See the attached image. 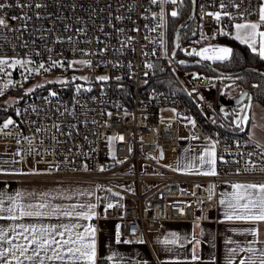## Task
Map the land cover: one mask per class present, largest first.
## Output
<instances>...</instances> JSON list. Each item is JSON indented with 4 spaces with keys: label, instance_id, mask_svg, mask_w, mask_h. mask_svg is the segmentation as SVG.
I'll list each match as a JSON object with an SVG mask.
<instances>
[{
    "label": "built area",
    "instance_id": "2783aa9c",
    "mask_svg": "<svg viewBox=\"0 0 264 264\" xmlns=\"http://www.w3.org/2000/svg\"><path fill=\"white\" fill-rule=\"evenodd\" d=\"M4 2L12 6L0 10L8 25L0 27V56L33 63L0 73V83L12 81L2 89L0 112H9L6 119L14 121L7 129H2L6 119L0 123V149L14 154L22 167L20 172L0 174V178L87 182L100 186L98 189L111 188L119 193L120 201L94 217L92 225L97 228L102 220L114 221L121 242H147V234L167 222L212 220L208 216L217 212L223 184L264 183V146L227 125L234 107L219 102L222 84L229 78L199 72L189 75L181 68L189 61L213 66L217 61L188 53L209 46L226 47L220 40L235 23H261L260 0H243L239 9L228 7L231 18L223 15L221 0H195V25L186 43L178 41V62L171 56L173 35L168 32V21L172 11H179L182 0L157 5L150 0H24L33 5L24 9L16 7L17 0ZM36 2L46 6L36 9ZM217 11L222 16L219 21L206 15ZM245 12L249 14L242 17ZM23 14L32 19H12ZM118 16L123 18L117 20ZM102 48L106 49L103 53ZM52 60L61 63L49 67ZM74 60L92 61L91 66L82 67L88 73L87 83L72 79L68 63ZM41 62L49 70L37 73L34 69ZM26 68L33 69L31 75ZM155 70L169 71L183 95L149 89ZM97 75L109 79L98 81ZM42 79L45 83L38 87ZM33 83L36 85L31 87ZM253 86L249 84L248 93L256 91ZM89 88L91 91L86 90ZM50 92L57 95L50 96ZM9 94L14 100L6 103L2 96ZM162 109H171L173 115L162 116ZM55 125L60 126L59 131ZM180 135L188 149L216 145V176L172 171L159 164L165 152L177 151ZM110 136L116 138L115 159L110 154Z\"/></svg>",
    "mask_w": 264,
    "mask_h": 264
},
{
    "label": "snow or ice",
    "instance_id": "6c2138e0",
    "mask_svg": "<svg viewBox=\"0 0 264 264\" xmlns=\"http://www.w3.org/2000/svg\"><path fill=\"white\" fill-rule=\"evenodd\" d=\"M151 4H167L172 3L176 4L177 0H150ZM243 3V0H240V3H235L233 0H221L220 8L225 9L223 12L224 16H229L231 18V14L226 10L228 7H234L239 9ZM12 5L10 3H5L4 0H0V10L5 8H10ZM46 5L43 2H36L34 7L36 9H41ZM16 7L20 9L31 8L32 4L24 2V0H17ZM249 13H242L241 16L247 15ZM153 18H155L156 13H153ZM178 12L172 11L171 16L176 17ZM208 16H212L216 20H221V12H208L206 13ZM259 21L264 23V0H260V5L258 8ZM21 19L24 21H30L32 18L27 14H23L20 17L13 16L12 19ZM36 18H40V13H36ZM123 17H116L117 20L122 19ZM160 19L163 22V9H161ZM7 21L0 17V27H7ZM261 26L260 23H252V22H244V23H235L233 25L235 29V39L239 40L242 44H247L249 48L253 50V52H257V43H259L258 54L260 59L264 60V31H257ZM22 28L26 31L27 25H22ZM66 30H69L66 27ZM103 31V29H100ZM138 29H133V31H137ZM153 32L156 31V28L151 29ZM78 32H83L84 29H77ZM118 31L123 32L124 29H118ZM259 38V40H258ZM69 42L72 41V37L67 38ZM131 37H128V41H131ZM57 42H60L61 38H56ZM78 43V42H77ZM25 47H27V41L25 42ZM47 51H51V49H47ZM77 51H83L81 49H77ZM106 49H100V52L103 53ZM87 55V53H84ZM197 55L201 57L202 60L208 61H226L230 56L233 55V50L228 47H213L209 46L201 49L200 51L189 52L188 55ZM36 55H40L39 52ZM33 63L30 60L20 59L15 57H7L0 56V73H5L7 68H15L17 65H28ZM60 61L52 60L49 67H54L60 64ZM181 64L184 61H180ZM75 64H81L84 66H91L92 61L90 60H74L68 63V67L71 68ZM49 67L45 66V63L41 62L38 67L34 70L39 73L41 70L48 71ZM145 67L151 68L153 67L151 64H146ZM26 71L29 75L32 74L33 69L26 68ZM264 75V74H262ZM27 76H25V80ZM75 79L87 80V77H73ZM98 81H107L109 79L106 75H101L96 77ZM117 80H120V77H116ZM64 83H67L66 81ZM12 84V81L9 80L7 84H5V88L8 85ZM39 87V85H38ZM253 87H256L255 85ZM77 91H80V85L76 86ZM87 91H91V89H86ZM33 91V89H28V92ZM3 94V90H0V95ZM50 96H56V92H50ZM243 96L248 97V104H245L241 108V112L244 113L243 116L237 114V120L233 121L236 125L237 129L243 131V126L249 123L250 117L248 116L245 109L251 107L252 97L248 96L247 93L242 94ZM221 111H224L221 109ZM111 116V113H108ZM194 125V121H189ZM14 121L9 118L4 121L2 125V129H7L10 125H12ZM57 131L60 130L59 125H55ZM73 128L76 126L73 125ZM39 132L40 129H37ZM67 135H71V133H67ZM195 138V137H194ZM28 139V138H25ZM115 137H107L110 154L113 159H115V151L113 148ZM121 140L124 137H120ZM251 139V137H250ZM59 142V141H57ZM19 143V141H17ZM28 143L31 144V140H28ZM33 151L32 148H29V152ZM131 151V149H129ZM16 155H20L19 152ZM251 155V153H249ZM264 155V153H262ZM193 159H197L199 164L197 166V174L205 175V176H216L217 173V152L216 145L210 144L209 147L205 148L204 151L200 154L199 157H195ZM220 160H223V157H219ZM117 163H122V161H117ZM205 166H207L206 170L201 171ZM85 170H87V165L84 166ZM189 170L192 169L193 164L190 162L186 165ZM103 171V167L100 168ZM100 187V186H97ZM234 190L231 193V196L225 201L224 199L220 200L221 205H225V220L227 221H241L246 223L255 224H264V183L256 184V183H247L241 184L236 183L231 185ZM113 196H119V193L112 192V189H107ZM46 195V194H44ZM83 195V193H81ZM88 195H92L91 192ZM21 193H16L15 196L7 197L11 204L9 207L4 208V197L0 195V213L7 212L9 213V218L12 220L19 219L20 217H31V216H42V215H53L58 214L64 217L76 218L78 220H86L91 221L94 217L97 216L96 212V204L93 203H79V204H70L66 208H62L60 205H49L46 202H41L36 205L28 204L24 205L19 203L21 198ZM71 199V197H67ZM99 199V198H98ZM211 199V197H209ZM114 205L111 202H108L105 208V211L113 208ZM122 207V204H119ZM46 211H41V210ZM18 212V215H17ZM16 228H19L20 231H16ZM83 229L82 231H78V229ZM249 232L253 237L257 235V229L255 227L251 229L245 230ZM13 233V236L10 238L8 233ZM203 234V233H201ZM97 228L92 224L81 225L79 223H68V224H60V225H23L19 224L16 227L11 229L0 228V241L7 244V247L0 246V264H24V261H32L33 264H46L47 261H60L62 264H97L98 260V249H97ZM172 239L169 241H165V243L175 244L180 237L177 236L176 233L171 234ZM59 237V239H58ZM24 241L23 243H13V239H21ZM130 241L124 240L123 243L127 244ZM142 242V241H139ZM116 243H121L119 226H117L116 231ZM226 243H233V241L228 240ZM256 243L255 240L249 242L248 247H240L237 245L235 248L229 249L228 255V264H232L234 258H236L237 254L240 252L250 253L247 258L239 259V264H264V247H261L258 250L252 247ZM260 243L264 244V240L260 241ZM195 244L199 245L200 241L196 240ZM30 253V254H29ZM117 253H113L112 256H109L107 259L112 260L114 256H117ZM23 258V259H21ZM122 259V258H121ZM191 259L193 261H198L200 259L199 255L193 254Z\"/></svg>",
    "mask_w": 264,
    "mask_h": 264
},
{
    "label": "crops",
    "instance_id": "0c3cea01",
    "mask_svg": "<svg viewBox=\"0 0 264 264\" xmlns=\"http://www.w3.org/2000/svg\"><path fill=\"white\" fill-rule=\"evenodd\" d=\"M257 31H264V23ZM235 39V29L232 26L230 33L227 35ZM259 40V38H258ZM242 44V43H240ZM245 45L251 52L253 50ZM258 54L259 43L256 45ZM237 91V90H236ZM261 107V108H259ZM255 110V115L251 116L250 122L253 123L251 127L248 125L246 136L264 146V108L261 104L253 102L251 110ZM258 128L260 130H258ZM184 154L182 155V164L178 172L197 174V165H193L189 170L186 165L187 159L190 155V149L180 147ZM205 166L201 171L206 170ZM22 170L21 164L14 154L0 153V174L18 173ZM232 184H223L219 190L218 208L216 214H209L212 220L204 222H167L161 225L160 230L149 232L147 234V242H129L127 244L121 242L116 243L115 234L117 231V224L114 221L102 220L97 226V249L98 262L103 264H228L229 249L240 247H248L249 242L255 240L256 243L251 245L258 250L264 247L260 241L264 240V224H251L241 221H227L225 220V205L220 204V200L227 199L234 191ZM21 193L22 196L19 203L28 205H36L41 202H46L49 205H60L66 208L70 204L79 203H93L96 204L97 215H101L106 208L108 202L120 201L121 196H113L110 192L98 187L92 183L87 182H73V181H38V180H23L12 178H0V195L4 199L3 207L10 206L11 201L7 197L15 196L16 193ZM91 192L92 195H88ZM113 192V191H112ZM83 193V195H81ZM116 193V192H115ZM46 194V195H44ZM67 197H71L68 199ZM99 198V199H98ZM46 211V210H41ZM18 215V212H17ZM94 219V218H93ZM91 221L78 220L76 218L64 217L58 214L42 215V216H25L19 219L12 220L9 218V213H0V228L11 229L16 225H35L37 227L42 225H60L68 223H79L81 225L92 224ZM255 227L257 235L253 237L249 232L245 231ZM83 229H78L82 231ZM16 231H20L16 228ZM176 233L180 239L175 243H165L172 239L171 234ZM203 233V234H201ZM8 236L11 238L13 233L9 232ZM59 239V237H58ZM199 240L200 244H195ZM231 240L233 243H226ZM21 239H13V243H23ZM0 246L7 247L8 245L0 241ZM117 253L110 261L107 258ZM30 254V253H29ZM193 254L199 255L198 261L191 259ZM250 253L240 252L236 258L233 259L232 264H239V259L247 258ZM122 258V259H121ZM23 259V258H21ZM13 264L15 262L13 261ZM24 264H33L32 261H24ZM46 264H62L60 261H47Z\"/></svg>",
    "mask_w": 264,
    "mask_h": 264
},
{
    "label": "trees",
    "instance_id": "16d2710c",
    "mask_svg": "<svg viewBox=\"0 0 264 264\" xmlns=\"http://www.w3.org/2000/svg\"><path fill=\"white\" fill-rule=\"evenodd\" d=\"M190 10V0H182L178 15L170 18L168 21V32L170 35L174 34V31L179 23H184L190 13ZM194 25L195 22L192 21L190 25L180 33L178 37L180 44L187 42ZM220 41L224 42L226 47L233 50V55L226 61L215 62L213 67L217 71L223 74H228L245 68H253L264 72V60L260 59L257 54L251 52L245 45L238 43L229 36H223ZM181 68L186 71L196 70L199 73L214 75L208 67L203 66L202 64H195L192 61L184 64ZM232 81L234 82L237 91L249 90V84H254L256 86V91L252 93V101L261 104L264 108V75L256 72H246L237 76ZM148 88L173 91L179 95H183L181 87L167 70H155L149 78ZM8 113L9 112L5 111L0 112V123L7 118ZM226 120L232 122V114L227 117ZM237 130L240 131V129ZM246 132L242 134L246 135Z\"/></svg>",
    "mask_w": 264,
    "mask_h": 264
},
{
    "label": "rangeland",
    "instance_id": "374dc122",
    "mask_svg": "<svg viewBox=\"0 0 264 264\" xmlns=\"http://www.w3.org/2000/svg\"><path fill=\"white\" fill-rule=\"evenodd\" d=\"M182 23V22H181ZM179 23V24H181ZM221 44H224V42H221ZM218 62V61H217ZM83 65L81 64H75L73 65V67H71V71H73V76H72V79L73 77H87V80H82V79H77L79 80V82L81 84H85L87 83L88 81V73L85 69L82 68ZM76 68H79L80 70H73V69H76ZM76 71V72H74ZM186 71V70H184ZM187 74L189 75H195L197 73L196 70H189V71H186ZM98 76H101V75H97ZM46 79V78H45ZM76 80V79H75ZM229 81H225L222 86H229L231 88H229L227 91H226V97L229 98L231 97L232 95H234L236 93V90L237 88L235 87L234 83H233V79H228ZM9 80L3 82V83H0V89H4L5 87V84L8 83ZM38 85L39 84H42V83H45V81L42 79L41 81L37 82ZM34 85H36V83H33L31 87H33ZM10 95V94H9ZM9 95H5V96H2L3 97V100H5L6 103H11L13 100H14V96H9ZM244 106V104H241L237 107H234L233 111H232V122L231 123H227V125H231L232 127H235L236 128V125L233 123V121L237 120V114H239L240 116H243V112H241V108ZM261 108V107H259ZM160 114L162 116H172L173 115V111L171 109H162L160 111ZM255 110L252 109V112H250V118L251 116L255 115ZM7 120V119H6ZM5 120V121H6ZM252 122V121H251ZM249 121L248 125L250 126V130H251V127L253 126V123H251ZM258 130H260L258 128ZM249 134V132H247ZM180 147H183V148H186L187 149V144H186V140L184 139V136L183 135H180L179 136V144H178V148H177V151L176 152H165L164 153V158L162 161H159V164L161 166H163L165 169H168V170H172V171H177V168L179 169L180 165L182 164V155L184 154V152H182V150L180 149ZM204 147H194L192 149H190V155H189V158L186 160L187 163L189 164L190 162L193 164V165H197L199 164V161L197 159H193L195 157H199L200 154L204 151ZM8 153V154H12V153H9V152H6V151H3L0 149V153Z\"/></svg>",
    "mask_w": 264,
    "mask_h": 264
},
{
    "label": "water",
    "instance_id": "95a60500",
    "mask_svg": "<svg viewBox=\"0 0 264 264\" xmlns=\"http://www.w3.org/2000/svg\"><path fill=\"white\" fill-rule=\"evenodd\" d=\"M190 2H191V10H190V13H189L188 17L186 18V20L184 21V23L180 27L176 28V30L174 31V34H173V49H172V52H171V56H172L173 60L176 61V62H178V58L175 55L176 51H177V49L179 47L178 37H179L180 33L190 25V23L194 20V17H195L196 2H195V0H190ZM202 65L208 67L214 74L222 75V76L227 77L229 79H234L237 76L242 75L243 73H246V72H256V73L264 74V72H262V71H260L258 69H253V68H245L243 70H239V71H236V72L223 74V73L217 71L212 65H208V64H202ZM229 88H231V87L223 86L221 88L220 92H219V102L222 105H230L232 107H237V106H239L241 104L245 105V104L249 103L247 96H243V98H242V94L243 93H247L248 96L252 97V94L248 93L247 90L236 91V93L234 95H232L231 97L227 98L225 94H226V91ZM251 104H252V101H251ZM250 110H251V107L245 109V112H247L249 117H250ZM243 115H244V113H243ZM247 127H248V123L243 126L244 130L243 131L240 130V133L246 132L247 131Z\"/></svg>",
    "mask_w": 264,
    "mask_h": 264
}]
</instances>
